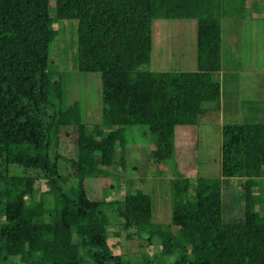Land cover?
I'll return each instance as SVG.
<instances>
[{
	"label": "trees",
	"instance_id": "obj_1",
	"mask_svg": "<svg viewBox=\"0 0 264 264\" xmlns=\"http://www.w3.org/2000/svg\"><path fill=\"white\" fill-rule=\"evenodd\" d=\"M54 1L56 19L78 22L76 69L101 76V123H85L79 103L63 106V80L51 70V0H0V264H129L109 243V209L126 231L157 239L160 254L143 264H264L255 194L264 180V122H224L220 177L175 176L167 226L153 228L150 195H108L113 172L128 170L137 145L128 128L144 129L156 166L174 159L178 127L221 111L225 1ZM160 20L196 21L195 72L148 70ZM72 129L78 155L52 159ZM233 180L245 209L241 221L227 223L223 196Z\"/></svg>",
	"mask_w": 264,
	"mask_h": 264
},
{
	"label": "rangeland",
	"instance_id": "obj_2",
	"mask_svg": "<svg viewBox=\"0 0 264 264\" xmlns=\"http://www.w3.org/2000/svg\"><path fill=\"white\" fill-rule=\"evenodd\" d=\"M230 16L223 21V71L218 74L222 87L227 93L222 102L221 112L208 111L201 116L198 125L178 127V145L174 159L159 165H152L149 151L151 145L144 129L128 128L127 135L132 146L128 157V170H117L107 184L111 195L109 200H122L126 193L140 190L152 197L153 228L167 226L172 219V180L175 176L186 177L195 183L198 177L216 179L221 175L222 127L224 122L263 123L264 122V0H224ZM51 15L55 21L53 29L55 39L50 47L51 70L59 80H63V106L70 107L79 103L82 116L88 125L100 124L102 118L101 76L98 73L79 72L77 66V27L76 20L56 19L55 1L51 0ZM168 25H164V23ZM184 22V23H183ZM190 22V23H189ZM177 23L179 26L176 28ZM180 24H186V27ZM196 21H156L153 25L152 61L148 70L152 72H192L197 67ZM166 26V27H165ZM174 31V33H170ZM159 47L155 49L156 42ZM159 53V55H157ZM162 56H161V54ZM166 60L157 65L156 58ZM55 78V80H57ZM215 105L206 106V110ZM225 110V111H224ZM225 112V113H224ZM141 132H139V131ZM55 152L68 158L78 155L76 129L64 132ZM139 170H138V169ZM128 180L136 183L129 187ZM98 182L90 180L89 182ZM69 188V185L66 189ZM224 189L227 192L224 201V221L235 223L244 216V199L241 196V184L230 181ZM47 186L40 184L41 192ZM107 191H96L97 197H104ZM257 211L264 217V180L255 192ZM258 196V197H257ZM38 200V197H37ZM110 226L109 243L115 255L123 262L143 264L146 256L153 260L160 254L161 246L157 239L146 241L143 234L135 229L126 231L123 220L107 210ZM122 221V222H121ZM134 230V231H133ZM76 239V238H75ZM146 239V240H145ZM157 261V260H156ZM91 264V263H90Z\"/></svg>",
	"mask_w": 264,
	"mask_h": 264
},
{
	"label": "crops",
	"instance_id": "obj_3",
	"mask_svg": "<svg viewBox=\"0 0 264 264\" xmlns=\"http://www.w3.org/2000/svg\"><path fill=\"white\" fill-rule=\"evenodd\" d=\"M183 23H184V22H183ZM189 23H190V22H189ZM191 23H192V21H191ZM164 25H168V24L165 22ZM177 26H179L178 23H177V25H176V28H178ZM181 26L186 27L187 25H186V24H182V25L180 24V27H181ZM165 27H166V26H165ZM187 27H188V26H187ZM195 27H197L196 24H195ZM170 33H174V31H172V32H170ZM159 45H160V44H159V41L156 42L155 49H156L157 47H159ZM160 46H161V45H160ZM160 54H161V53H160ZM157 55H159V53H157ZM161 56H162V54H161ZM161 58H162V57H160L159 59L156 58L157 65L160 64V63H161V65H162V62H163V63L166 62V60L163 61V60H161ZM160 60H161L162 62H161ZM165 65H166V63H165ZM167 65H168V64H167ZM167 65H166V67H167ZM196 69H197V67H196ZM195 71H196V70H195ZM195 71H192V72H195ZM225 93H227V92L225 91L224 86H223V87H222V96H223V101H224V102H225V100H226L225 97H227ZM221 111H222V108H221ZM221 111H220V112H221ZM224 111H225V110H224ZM224 113H225V112H224ZM176 140H177V131H176ZM177 146H178V145H176V149H177Z\"/></svg>",
	"mask_w": 264,
	"mask_h": 264
}]
</instances>
